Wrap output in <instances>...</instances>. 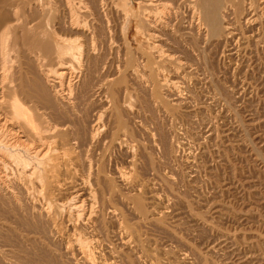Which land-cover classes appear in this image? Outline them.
I'll return each mask as SVG.
<instances>
[{
    "label": "rangeland",
    "instance_id": "obj_1",
    "mask_svg": "<svg viewBox=\"0 0 264 264\" xmlns=\"http://www.w3.org/2000/svg\"><path fill=\"white\" fill-rule=\"evenodd\" d=\"M87 1L97 60L67 117L20 97L60 130L47 166L0 167V264H264V0H222L218 31L200 0Z\"/></svg>",
    "mask_w": 264,
    "mask_h": 264
},
{
    "label": "bare ground",
    "instance_id": "obj_2",
    "mask_svg": "<svg viewBox=\"0 0 264 264\" xmlns=\"http://www.w3.org/2000/svg\"><path fill=\"white\" fill-rule=\"evenodd\" d=\"M102 1H99L100 3H98V4L101 5ZM105 1L106 0H104V2ZM141 1L143 2V0H141ZM182 1H184V0H182ZM187 1H191V0H187ZM231 1L232 0H229L230 3H231ZM88 2L89 1H87V0H0V167L6 166L9 163H15L17 165L16 168L18 167V165H20L22 167L23 166L27 167L28 164L30 165V163H33L34 167L36 166V168H37V166L42 167L43 165H45L48 162L47 155H51V154L49 153L50 151L48 152L49 147H47V145H49L48 144L49 138L53 135L52 133H50V131H52L53 129H55V130H60V129L57 128L56 126L55 127L53 126L54 128H48V129L39 128L40 126L37 127L38 124L36 125L35 122L33 121L35 119H33V115L30 112L31 110H29V107L26 105V101L28 99L29 100H33V99L35 100L36 99V101L38 103L39 102L43 103L44 105H46V108L48 107V109L51 110L52 114H49L51 116V118H52V116L54 118L56 117L58 122L60 121L59 117L61 116V114H62V116H61L62 120H64L63 119L64 115L66 116L67 114H69L67 112L69 110V103L71 102L70 99L72 98V96L73 97L75 96V94L77 93V87H79V85L84 82L87 75L91 74L90 72L92 71L91 69L93 68L91 65H92V63H94V59H96V58H94L95 57L94 55L96 54V43H97L96 38L99 35L95 36V30L91 28L92 26L90 27L86 23V22H88L87 20L85 21V23H83V20L88 19V17H90L89 15H91L90 10H92V9L89 8ZM95 2H97V1L95 0ZM118 2H120L121 5L124 7H126L130 4L129 0H118ZM137 2H140V0ZM148 2L149 3L148 4L145 3V5L149 6L151 4L152 6H150V7L154 8L155 5L160 6V4L162 3V0H148ZM229 2L225 3V6ZM198 3H199L198 5L200 6V8L203 10V12H205L203 16H205L206 19L211 22V27L213 26V29H211V30L216 31L221 26V23H222L221 17H222L223 8H224V5H223L224 1H222V0H200ZM93 4L95 5V3H93ZM131 4H132V2H131ZM140 4H141V2H140ZM97 5H95V6L97 7ZM232 5H234V4H232ZM137 6H139V5H137ZM141 6L139 7V9H141ZM101 7H99V8L101 9ZM93 8H95V7L93 6ZM225 8H227V6ZM127 9L128 8H126V10ZM132 9H130V12ZM136 9L134 11H136ZM198 9H199V7H198ZM201 9H200V12L202 13ZM97 10L98 11H96V12L99 13V9H97ZM156 10H157V6H156ZM228 10L226 12H228ZM122 11L125 12L124 9ZM144 12H146V11H144ZM152 12L153 11H151V10L149 12L147 11L146 14H144V15L147 18V21L150 23V24L149 23L148 24L154 28L155 27L157 28L159 26L158 22H157L159 18L157 19V16L156 17L154 16L155 11L153 12L154 14ZM224 12H225V9H224ZM121 14H122V12H121ZM124 14H126V13H124ZM127 14H126V17H127V20H129L128 22L130 25L133 22V20H132L131 16L128 17L130 15V13H127ZM94 15H96V13L95 14L93 13V15H91V16H94ZM224 15H223V17H224ZM134 16H136V14ZM83 17H84V19H83ZM85 17H87V18H85ZM98 17H100V16H98ZM124 17H125V15H124ZM124 19H126V18H124ZM139 19H138V21H139ZM93 20L95 21V19H93ZM123 22H125V20ZM146 22H145V24H146ZM138 23H140V22H138ZM206 24H207V22H206ZM91 25H92V23H91ZM208 25H210V23ZM125 26H126V24H125ZM130 26L133 27V25H130ZM138 26H139V24H138ZM94 27H97V26H94ZM99 28H101V26ZM132 29H134V28H132ZM129 31H128V33H129ZM133 32L134 31H132V33ZM74 34H75V36L78 34H82L84 36V40H83L84 42L83 43L79 42V41H81V39L79 40V38H82V37H79V38H78V36L74 37ZM96 34H98V33H96ZM84 59H85V61H84ZM84 62H87L89 65L84 64ZM94 65H95V63H94ZM90 67H92V68H90ZM93 73H95V72H93ZM90 77H92V76H90ZM72 80L75 81V84H74V82L73 83L71 82ZM48 81L53 82L54 87H59V89L61 91H63V95L60 96L58 94H56V95L52 94L49 86L47 85ZM76 83H78V84H76ZM84 86H85V84H84ZM94 87H95V85H94ZM90 90H91V88H90ZM56 93H58V92H56ZM97 93H99V92H97ZM22 95H24L28 99L22 100V98H20ZM41 103H40V105H41ZM33 106H31V107H33ZM45 110H47V109H45ZM48 112H49V110H48ZM46 113H47V111H46ZM47 117H49V116H47ZM51 118L49 120H52ZM47 119H45V120H47ZM52 121L54 122V119ZM52 121H49V122L51 123ZM46 122H48V121H46ZM69 122H70V120H69ZM60 123H61V121H60ZM46 125L48 126V124H46ZM61 127H62V125H61ZM49 133H50V135H49ZM53 133H55V132H53ZM67 133H69V132H67ZM46 147L48 148L47 150L45 149ZM48 158H49V156H48ZM47 164H49V163H47ZM33 165H31V167ZM45 166H47V165H45ZM24 167H23V169H24ZM45 168H47V167H45ZM48 168L50 169L49 165H48ZM51 168H52V166H51ZM7 170H8V168H7ZM27 170L30 171V169H27ZM27 170H25V171H27ZM34 170H35V168H34ZM37 170H39V169H37ZM21 171H23V170H21ZM44 171L46 172L45 169H44ZM18 173H19V171H18ZM31 173H32V171H31ZM33 173H34L33 177H35L34 175L36 172L33 171ZM6 174H8V173H6ZM30 174H29V176H30ZM2 175H0V176L2 177ZM29 176L27 175V179ZM31 178H32V176H31ZM31 178H29V179H31ZM46 178L47 177H45L44 179H46ZM41 179H42V177H41ZM44 179H43V181H44ZM32 180H34V179H32ZM32 180H30L31 184H32ZM36 180H38V179H36ZM1 182H2V180H1ZM7 186H8V184H7ZM1 188H2V186L0 187V189ZM3 191L5 192V190H3ZM25 192H27V191L25 190ZM8 194L11 195L12 193L11 194L8 193ZM31 196L32 195L30 194V197ZM80 206H79V204L76 205L75 206L76 210L78 208H81ZM86 252H88V251H86Z\"/></svg>",
    "mask_w": 264,
    "mask_h": 264
}]
</instances>
